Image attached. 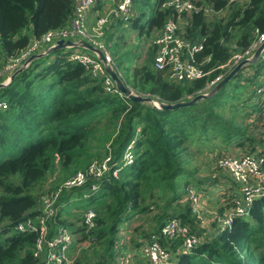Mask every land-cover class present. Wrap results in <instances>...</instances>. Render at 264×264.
Listing matches in <instances>:
<instances>
[{
    "label": "trees",
    "instance_id": "obj_1",
    "mask_svg": "<svg viewBox=\"0 0 264 264\" xmlns=\"http://www.w3.org/2000/svg\"><path fill=\"white\" fill-rule=\"evenodd\" d=\"M75 1L0 0V71L4 55L17 57L31 45L32 37L40 38L69 26ZM166 1L134 0L133 27L141 34L161 30L173 13L161 10ZM193 1L203 10L193 16L189 38H205L204 50L196 60L202 64L210 59L204 69L212 73L191 84L177 85L152 69L145 70L140 92L161 103L188 102L199 95L207 83L224 72L235 51L249 49L257 39L256 31L264 33V0H250L236 6L234 12L230 8L235 6H228L225 0ZM206 7L213 14L230 10L231 16L211 22ZM147 12L152 14L149 19ZM28 30L32 37L26 33ZM70 55L60 50L35 60L0 91V101L8 104L7 110L0 109V264H40L34 256L36 235L17 232L15 227L36 214L33 211L39 196L35 192L50 173L57 167L63 172L85 171L98 158L94 153L97 142L105 144L104 151L112 155L113 163L122 160L133 144L134 163L119 178L108 177L100 182L97 195L87 199L89 208L98 209L100 214L97 228L84 234L86 240H92L88 238L91 235L96 241L108 237L105 252L87 264H110L119 227L152 206H144L148 196H153H147L148 191L168 190L178 198L176 180L184 174L189 145L199 140V134L207 136L217 119L212 100L178 111H163L108 92L83 65L71 62ZM257 66L261 68L264 63ZM186 188L182 190L186 192ZM63 201L69 202L70 196H63L61 205ZM224 203L221 216L233 206ZM172 218L193 231L194 221L180 214L152 232ZM176 264H264V197L254 201L248 216L236 217L229 230L203 238L191 253L179 255Z\"/></svg>",
    "mask_w": 264,
    "mask_h": 264
},
{
    "label": "built area",
    "instance_id": "obj_2",
    "mask_svg": "<svg viewBox=\"0 0 264 264\" xmlns=\"http://www.w3.org/2000/svg\"><path fill=\"white\" fill-rule=\"evenodd\" d=\"M225 1L228 6H241L250 2V0ZM97 3L98 0H76L73 19L69 26L60 31H49L40 38H34L31 45L17 57L8 58L4 55L5 64L3 70L0 71V84H9L11 76L22 69L31 56L46 53L50 48L55 47L59 40L74 43L88 42L100 49L105 54L109 65L117 71L116 65L102 42L101 29L112 21L130 24L136 13L134 0H113L112 8L110 7L103 17L90 26V14ZM161 10H171L173 13L152 42L153 70L164 74L167 82L177 85H188L209 77L212 71L206 72L204 66L210 59L202 64H198L196 60L197 54L204 50L205 38L192 40L188 34V27L193 16L200 13L203 8L198 7L193 0H167ZM211 12L213 11L210 8L205 9L206 14ZM256 36V41L249 49L233 53L230 61L224 66V72L207 83L200 94L210 93L240 63L253 58L258 48L264 44V33L256 31ZM233 49L235 50L236 47ZM69 60L83 65L88 73L103 82L108 92L119 93L116 83L108 75L106 66L97 54L72 53ZM260 63H264V49L258 64ZM251 66L255 65L242 68L231 84L249 85L252 79ZM254 97L264 101V85L256 88ZM260 104L264 112V103ZM0 109L7 110L8 104L0 101ZM133 149L134 145L131 144L124 158L114 163L112 155L108 154L93 162L85 171H78L52 191L39 196L37 206L33 211L36 214L18 223L15 230L36 235L34 256L40 264H77L78 261L73 257V251L76 250V242H80L77 241L76 232L61 222L60 201L63 196H71L79 192L82 194L80 198L90 199L99 191L100 182L108 177L119 178L121 172L134 163ZM216 166L238 188L228 202V205L233 204V206L226 210L223 216L218 214L216 218L218 225L216 232L222 233L232 227L236 217L248 216L254 201L264 197V154L222 155L217 158ZM186 193L185 201L189 202L197 219L203 222L200 210L202 196L191 186L186 188ZM98 217L95 209L82 210L79 228L85 230V233L83 232L85 235H89L97 228ZM202 240L203 238L193 234L189 225L177 218L169 219L151 234L150 242L144 248L146 264H176L179 255L191 253L202 243ZM132 259V254L125 249L124 240H118L114 248L113 259L109 260V263L132 264Z\"/></svg>",
    "mask_w": 264,
    "mask_h": 264
},
{
    "label": "rangeland",
    "instance_id": "obj_3",
    "mask_svg": "<svg viewBox=\"0 0 264 264\" xmlns=\"http://www.w3.org/2000/svg\"><path fill=\"white\" fill-rule=\"evenodd\" d=\"M109 1L98 0L95 6L97 8L95 10L98 11L95 13L97 19L103 17L110 10V7L112 8L111 5L108 6ZM235 8L237 7L230 8V10L234 12ZM205 9L209 8L206 7ZM230 10L228 12H216L215 14L211 12L207 14L208 20H211V22L226 18L228 20L231 16ZM151 15V12H147V19ZM133 24L134 20L130 24L112 21L101 29L102 42L106 46L120 76L123 80H127V83L125 80L126 85L142 95L143 93L140 92L142 76L145 70H153L154 55L151 51V45L158 31L150 33L146 31L141 34L139 29L133 27ZM26 33L32 37L30 30L26 31ZM73 49L69 50H72V53L85 52L92 55L88 50ZM0 51H2L1 48ZM47 62L50 63L51 61L47 60ZM158 74L166 80L164 74ZM241 89L239 86L235 87V84H229L223 91L207 100H212L216 104L213 114L217 119L214 125L208 129L207 136L199 134L197 136L199 140L189 145V150L185 154L183 162L184 174L176 180L178 198L175 199V194L168 190L161 192L153 190L152 194H149L148 191L147 196H153H148L144 206H152L149 207L147 213L138 214V216L127 220L121 225L119 232H117L118 234L116 233L117 235H115L116 239L117 237L119 240L126 238L127 243L138 246V244L146 242L152 231L155 228L157 229L162 222L174 216L178 217L180 214H184L194 221L195 225L192 222L194 235L208 238L215 234L218 226L216 218L221 213L220 210L223 209L224 200L229 202L231 196L238 191V188L225 176L224 172L217 168V158L222 155L235 156L237 151L234 150L238 148L241 149L239 153L242 154H250L255 148L258 151L264 150V112L262 111V114H260L259 111L255 112L251 107L249 108L243 102V97L245 96L240 91ZM228 136L230 137L229 140L227 139ZM104 148L105 144L99 142L94 144V153L98 158L93 162L105 157L107 152L104 151ZM76 173L77 171L74 173L71 171L63 172L60 167H57L54 172L48 175L45 182L37 188L35 195L41 196L52 191L56 186L64 183ZM188 186L194 187L202 196L200 210L203 222L197 219L189 202L183 201L186 200L187 193L182 188ZM71 196L78 197V203L64 210V207L71 201H63L61 205V222L76 232L77 241L80 242H76V250L73 251V257L77 258L78 263L87 264L88 261L97 259V256L105 252V247L107 246L105 242L108 237L101 241H96L91 235L88 238H92V240L85 242L87 238L83 236V231L79 230V225L81 212L91 207L90 201L80 198L82 196L80 193L72 194ZM95 210L97 211L98 209ZM97 212L100 214L99 210Z\"/></svg>",
    "mask_w": 264,
    "mask_h": 264
},
{
    "label": "water",
    "instance_id": "obj_4",
    "mask_svg": "<svg viewBox=\"0 0 264 264\" xmlns=\"http://www.w3.org/2000/svg\"><path fill=\"white\" fill-rule=\"evenodd\" d=\"M73 48H84L92 53L97 54L99 56V59L106 66V71L108 75L116 83V87L119 93L122 96L129 99L130 101L150 104L153 107L159 110H163V111H178L180 109L193 107L199 102L213 98L219 92L223 91L236 78V76L240 73L242 68L246 67L247 65L258 64L260 62V55L264 49V44L258 48V50L255 52L251 60H245L242 63H240L227 77H225L215 88H213V90L210 93L199 94L188 102H180L177 104L161 103L159 100L155 99L154 97H147V96L135 93L132 89H130L126 85L125 81L120 76V74L115 69H113L111 65H109V63L106 60L105 54L100 49L95 48L93 45L85 41L74 43L72 41L65 42L64 40H59L56 42V46L53 48H50L46 53L34 54L28 59V61L26 62L25 66L22 69L18 70L11 76L9 84H0V91L2 89L7 88L15 80V78L18 75L22 74L25 70H27L28 66L31 65L35 60L42 59L46 56H49L51 53L55 51L68 50V49H73Z\"/></svg>",
    "mask_w": 264,
    "mask_h": 264
},
{
    "label": "crops",
    "instance_id": "obj_5",
    "mask_svg": "<svg viewBox=\"0 0 264 264\" xmlns=\"http://www.w3.org/2000/svg\"><path fill=\"white\" fill-rule=\"evenodd\" d=\"M112 1L113 0H110L108 2V6H110L112 4ZM95 9L97 10V8H94L90 14V19H89L90 26H93L95 21L97 20L95 13L98 11H96ZM33 40H34V37H32L31 43L33 42ZM72 50H74V49H72ZM72 50L68 49L67 51H69L72 54V52H71ZM251 67L252 68L250 70L252 72V79L250 81V84L246 85V86H239V87L242 88L240 91L243 92V94L245 96V97H243V102H245V104L249 108L251 107L253 110H255V112L259 111L260 114H262L263 108L261 107L260 103H264V101L260 98H258V99L255 98L254 93H255V90L258 86L264 85V66H262L261 68H260V66H257V65L251 66ZM235 87H237V86H235ZM246 102H248V103H246ZM240 150H241L240 148L234 150V151H237L236 155L242 154V153H239ZM231 153H233V152L231 151ZM258 153L260 155L264 154V150L258 151L255 148V150H252V152H250V154L259 155ZM76 194H78V193H76ZM77 199H78V197L75 198V197L71 196L70 197L71 202L69 203L70 206L75 204V203H78ZM183 201L185 202V200H183ZM223 206H225L224 202H223ZM64 208H65V210H67L66 206ZM151 234H153V232ZM123 240L125 242V249L128 251V253L132 254V257H133L132 264H146V257L144 255V248L150 242V238L146 242H144L142 244H138V246H134L133 244L127 243L126 238H124Z\"/></svg>",
    "mask_w": 264,
    "mask_h": 264
}]
</instances>
